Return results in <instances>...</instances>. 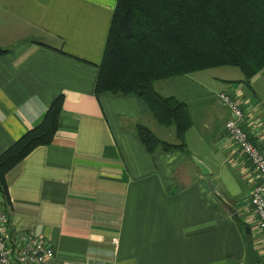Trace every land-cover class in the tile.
Masks as SVG:
<instances>
[{
  "label": "crops",
  "instance_id": "crops-1",
  "mask_svg": "<svg viewBox=\"0 0 264 264\" xmlns=\"http://www.w3.org/2000/svg\"><path fill=\"white\" fill-rule=\"evenodd\" d=\"M115 4L0 0V154L62 99L51 143L6 173L8 227L44 240L54 253L46 264H247L249 240L263 263L264 232L249 204L256 177L225 133L227 110L197 92L204 83L188 82L181 98L154 85L192 119L183 150L154 153L135 125L178 143L174 127L136 94L95 92ZM239 85L233 93L245 98ZM247 88L256 102L239 99L252 104L244 127L264 154V68Z\"/></svg>",
  "mask_w": 264,
  "mask_h": 264
},
{
  "label": "trees",
  "instance_id": "trees-1",
  "mask_svg": "<svg viewBox=\"0 0 264 264\" xmlns=\"http://www.w3.org/2000/svg\"><path fill=\"white\" fill-rule=\"evenodd\" d=\"M4 51L0 48V53ZM219 66L239 68L243 78L235 82L247 87L264 68V0H116L94 89L136 94L160 125L174 127L178 143L135 125L150 153L183 150L185 132L192 124L188 106L157 92L154 82ZM61 106L58 96L42 119L0 154L4 207L6 173L32 149L51 143ZM243 230L248 233L246 226Z\"/></svg>",
  "mask_w": 264,
  "mask_h": 264
},
{
  "label": "built area",
  "instance_id": "built-area-1",
  "mask_svg": "<svg viewBox=\"0 0 264 264\" xmlns=\"http://www.w3.org/2000/svg\"><path fill=\"white\" fill-rule=\"evenodd\" d=\"M217 98L228 110L225 133L247 160L256 177L249 195V204L255 215L256 227L264 232V154L250 139L244 127L247 119L239 98L227 91L218 93ZM53 256L52 248L38 236L13 231L8 227L3 197L0 194V264H46Z\"/></svg>",
  "mask_w": 264,
  "mask_h": 264
},
{
  "label": "rangeland",
  "instance_id": "rangeland-1",
  "mask_svg": "<svg viewBox=\"0 0 264 264\" xmlns=\"http://www.w3.org/2000/svg\"><path fill=\"white\" fill-rule=\"evenodd\" d=\"M238 78H243V75L239 68L233 67V66H219V67H212L196 72H192L190 74L184 75V76H178L174 78H169V79H162L154 82V85L159 91L165 93V94H174L176 97H182L183 90H185L184 86L186 84L195 82L197 80H201V83H204L203 86L204 88H198L197 92H203L204 90L209 91L208 94V101L210 102V105H213V109L219 108L225 111L227 108L223 107L217 99V94L221 90H225L227 92L233 93L236 89V87L240 84L239 82H230L224 79H238ZM240 88L242 89L243 92H245L244 97L239 96V99L242 101H246L247 99H252V102L255 103L256 100L251 96L249 89L244 85L241 84ZM161 86L163 89H161ZM237 93V92H236ZM192 97V95H191ZM207 98V96H205ZM193 99V97H192ZM196 99V98H195ZM218 102V103H217ZM242 103V102H241ZM261 104V103H260ZM262 105V104H261ZM249 106L252 107V104ZM242 107L241 108L244 110V108L247 110L248 107ZM264 107V105H262ZM194 115L196 117L197 122L199 123V117L197 113H195V106L192 105ZM228 112V110H227ZM172 127H170L171 129ZM169 129V130H170Z\"/></svg>",
  "mask_w": 264,
  "mask_h": 264
},
{
  "label": "water",
  "instance_id": "water-1",
  "mask_svg": "<svg viewBox=\"0 0 264 264\" xmlns=\"http://www.w3.org/2000/svg\"><path fill=\"white\" fill-rule=\"evenodd\" d=\"M198 166L201 168L202 171V178L204 182L206 183V186L208 190H212V184L210 182V176H209V170L201 163V162H196ZM258 261V253L253 247L252 241H247L246 247H245V262L247 264H254L257 263Z\"/></svg>",
  "mask_w": 264,
  "mask_h": 264
}]
</instances>
